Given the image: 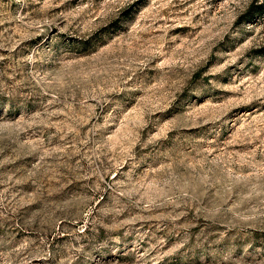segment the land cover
<instances>
[{"label":"rangeland","instance_id":"obj_1","mask_svg":"<svg viewBox=\"0 0 264 264\" xmlns=\"http://www.w3.org/2000/svg\"><path fill=\"white\" fill-rule=\"evenodd\" d=\"M251 5L0 0V264H264Z\"/></svg>","mask_w":264,"mask_h":264},{"label":"trees","instance_id":"obj_2","mask_svg":"<svg viewBox=\"0 0 264 264\" xmlns=\"http://www.w3.org/2000/svg\"><path fill=\"white\" fill-rule=\"evenodd\" d=\"M251 8L254 9L256 14H262L264 12V0H252Z\"/></svg>","mask_w":264,"mask_h":264}]
</instances>
